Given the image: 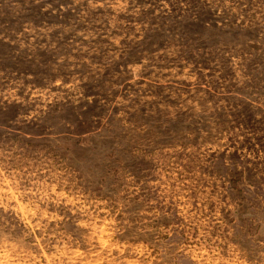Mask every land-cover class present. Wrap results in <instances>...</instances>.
I'll return each mask as SVG.
<instances>
[{"label": "rangeland", "instance_id": "obj_1", "mask_svg": "<svg viewBox=\"0 0 264 264\" xmlns=\"http://www.w3.org/2000/svg\"><path fill=\"white\" fill-rule=\"evenodd\" d=\"M0 264H264V0H0Z\"/></svg>", "mask_w": 264, "mask_h": 264}]
</instances>
